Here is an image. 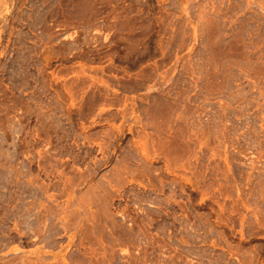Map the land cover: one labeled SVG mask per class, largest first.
I'll list each match as a JSON object with an SVG mask.
<instances>
[{
    "label": "rangeland",
    "instance_id": "1",
    "mask_svg": "<svg viewBox=\"0 0 264 264\" xmlns=\"http://www.w3.org/2000/svg\"><path fill=\"white\" fill-rule=\"evenodd\" d=\"M0 264H264V0H0Z\"/></svg>",
    "mask_w": 264,
    "mask_h": 264
}]
</instances>
